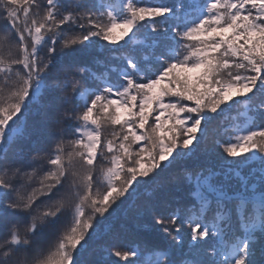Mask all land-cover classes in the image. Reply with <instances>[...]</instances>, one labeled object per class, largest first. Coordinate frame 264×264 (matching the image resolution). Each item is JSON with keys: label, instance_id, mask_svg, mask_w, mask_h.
I'll use <instances>...</instances> for the list:
<instances>
[{"label": "snow or ice", "instance_id": "6c2138e0", "mask_svg": "<svg viewBox=\"0 0 264 264\" xmlns=\"http://www.w3.org/2000/svg\"><path fill=\"white\" fill-rule=\"evenodd\" d=\"M0 264H264V0H0Z\"/></svg>", "mask_w": 264, "mask_h": 264}, {"label": "trees", "instance_id": "16d2710c", "mask_svg": "<svg viewBox=\"0 0 264 264\" xmlns=\"http://www.w3.org/2000/svg\"><path fill=\"white\" fill-rule=\"evenodd\" d=\"M143 192L144 189L141 188V193ZM109 223L119 234L122 243L129 247L137 244L145 232V229L142 227L143 222L133 218L131 212L128 210V205H124L114 213ZM94 243V241H90V245L94 246Z\"/></svg>", "mask_w": 264, "mask_h": 264}]
</instances>
